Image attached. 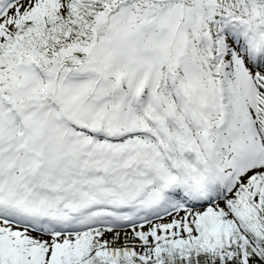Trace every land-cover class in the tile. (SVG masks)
Returning a JSON list of instances; mask_svg holds the SVG:
<instances>
[{"label":"snow or ice","instance_id":"6c2138e0","mask_svg":"<svg viewBox=\"0 0 264 264\" xmlns=\"http://www.w3.org/2000/svg\"><path fill=\"white\" fill-rule=\"evenodd\" d=\"M0 264H264V0H0Z\"/></svg>","mask_w":264,"mask_h":264}]
</instances>
